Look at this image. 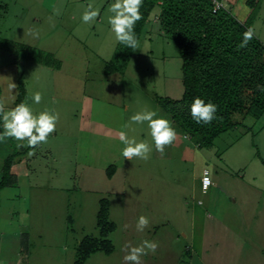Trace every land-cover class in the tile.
Wrapping results in <instances>:
<instances>
[{"label": "rangeland", "instance_id": "obj_1", "mask_svg": "<svg viewBox=\"0 0 264 264\" xmlns=\"http://www.w3.org/2000/svg\"><path fill=\"white\" fill-rule=\"evenodd\" d=\"M232 1L222 0L223 7L231 11ZM260 1L251 28L264 44ZM89 3L100 14L86 24L82 14ZM112 3L0 0V39L30 47L34 58L51 56L46 66L0 47V100L6 110L14 108L21 84L22 102L35 115L59 114L56 131L35 149L13 138L0 142V172L10 155L25 158L16 184L0 190V264H125L124 245L144 240L158 248L141 264H264V115H234L232 122L240 124L210 148L197 147L157 102L183 93L180 57L159 28V9L124 61L125 45L108 23ZM109 67L118 71L104 74ZM36 92L43 97L39 104ZM144 107L177 132L163 153L147 122L130 121ZM122 131L149 143L147 161L124 159ZM205 168L214 186L202 194ZM141 215L149 225L137 232ZM94 243L97 250L89 251Z\"/></svg>", "mask_w": 264, "mask_h": 264}, {"label": "trees", "instance_id": "obj_2", "mask_svg": "<svg viewBox=\"0 0 264 264\" xmlns=\"http://www.w3.org/2000/svg\"><path fill=\"white\" fill-rule=\"evenodd\" d=\"M260 2L246 0L249 15L242 22L223 7L222 0H143L140 9L143 18L135 25L137 39L141 38L152 10L158 8L159 28L175 44L181 61L182 96L177 100L161 99L157 102L172 123L195 140L197 147L210 148L220 134L240 124L232 122L234 115L241 116L243 120L247 117L259 120L264 115V92L257 88V85L264 86V44L254 35L247 47L237 48L243 33L252 27ZM217 3L221 5L217 7ZM0 47L20 54L23 59H35L40 64L50 65V55L31 57L32 50L26 45L0 39ZM125 48L124 61L133 52ZM110 67L104 70V74L118 71ZM24 96L25 91L19 84L15 106L22 102ZM196 97L218 106L216 118L210 124H197L192 118L190 106ZM27 152V149L23 150L22 155ZM12 157L10 155L2 166L0 190L17 182L10 169L23 156L17 160H12ZM113 168V165L108 167L109 175ZM96 245L94 243L89 251H96ZM86 255L80 256L79 261L82 262Z\"/></svg>", "mask_w": 264, "mask_h": 264}, {"label": "clouds", "instance_id": "obj_3", "mask_svg": "<svg viewBox=\"0 0 264 264\" xmlns=\"http://www.w3.org/2000/svg\"><path fill=\"white\" fill-rule=\"evenodd\" d=\"M142 5L143 0H114V3L108 8L111 13L108 17V23L116 41L132 50L138 48L135 25L143 18L140 11ZM99 14L100 10L89 3L82 14V21L86 24H91ZM31 34L38 36V33ZM254 35V29L248 28L243 33L242 42L237 45V48L243 49L247 47ZM11 87L13 89L16 86L11 84ZM257 88L264 92V86L257 85ZM42 98L40 92L33 94V101L36 104H39ZM217 110L218 106L216 104L211 101L206 103L199 97H196L190 106L191 116L197 124H210L216 118ZM0 118H2L4 128L3 133H0V142L13 138L21 142L27 141V146L35 149L40 144L47 143L49 135L56 131L59 114H53L45 110L35 115L33 110L23 102L17 104L14 108L6 110L5 102L0 100ZM130 121L135 124L147 122L155 149L161 153H163L165 147L172 145L177 139V132L172 127L171 122L163 117L157 118V113L147 107L131 116ZM125 127H130V124L125 125ZM119 138L125 145L122 150L124 159L132 161L139 158L147 161L150 158L152 148L147 141L138 142L135 137H128L123 131L120 132ZM34 154V151L29 152V155ZM148 225V217L141 215L136 222V231L143 232ZM157 248V243L148 240L142 241L138 246L126 243L122 248V251L126 253L123 257L125 264H141V258L149 253L154 254Z\"/></svg>", "mask_w": 264, "mask_h": 264}, {"label": "crops", "instance_id": "obj_4", "mask_svg": "<svg viewBox=\"0 0 264 264\" xmlns=\"http://www.w3.org/2000/svg\"><path fill=\"white\" fill-rule=\"evenodd\" d=\"M246 0H234L231 3L232 4V14L239 20V21H245L249 15V9L245 4ZM260 40V39H259ZM25 158H21L20 161L16 162L14 165H12L10 172L16 176L20 174L21 172H19V170L17 169L18 166H20V164L22 163V161H24ZM208 169V168H207ZM19 172V173H18ZM1 176V175H0ZM212 179V178H211ZM213 182V181H212ZM214 186V183H213ZM197 215V211L194 212L193 216L194 218H196L195 216Z\"/></svg>", "mask_w": 264, "mask_h": 264}, {"label": "built area", "instance_id": "obj_5", "mask_svg": "<svg viewBox=\"0 0 264 264\" xmlns=\"http://www.w3.org/2000/svg\"><path fill=\"white\" fill-rule=\"evenodd\" d=\"M221 4L217 3L216 6L219 7ZM200 183V191L202 194L207 193V191L210 189V187L213 186V182L211 179V173L209 169L205 168L201 172V176L199 178ZM200 203V202H199Z\"/></svg>", "mask_w": 264, "mask_h": 264}]
</instances>
